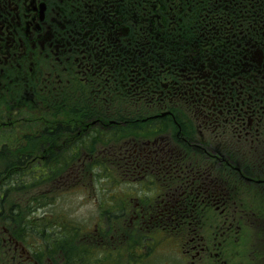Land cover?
Wrapping results in <instances>:
<instances>
[{"label":"flooded vegetation","instance_id":"af4514ba","mask_svg":"<svg viewBox=\"0 0 264 264\" xmlns=\"http://www.w3.org/2000/svg\"><path fill=\"white\" fill-rule=\"evenodd\" d=\"M30 80L66 97L36 147L121 151L173 264H264V0H0V92Z\"/></svg>","mask_w":264,"mask_h":264},{"label":"rangeland","instance_id":"374dc122","mask_svg":"<svg viewBox=\"0 0 264 264\" xmlns=\"http://www.w3.org/2000/svg\"><path fill=\"white\" fill-rule=\"evenodd\" d=\"M29 82L0 92V181L7 175L5 170L16 163L18 150L26 145L25 141L32 140L31 135L40 134L47 125H53L40 124L28 111H22L23 116L18 113V99L24 86L33 84L32 80ZM57 84L51 80V85ZM52 94L56 99L65 100L63 96ZM88 96L84 93L79 103L93 104L94 100ZM13 120L20 123L1 125ZM130 134L122 129L123 140ZM90 139L80 136L65 151L61 150L64 153L46 165L54 171L53 176L37 186L30 183L33 181L31 177H25V180L22 177L19 180L22 186L18 187L14 181L16 176H6V191L0 193V264H24L27 255L35 257V252L39 264H115L117 252L123 253V258L130 261L127 259L116 264H142L145 259L148 260L145 264H173L164 243L165 236L157 230L152 233L156 237L154 240L147 239L144 256L139 257L133 252V248L143 242L141 238L149 234L145 225L140 227V220L131 223V212L136 199L143 207L147 206L151 191L147 186L142 189L141 182L133 181L134 177L121 167L125 160V157L119 160L122 152L117 154L118 159L104 153L102 158L89 160L71 158L75 156L66 153L70 147L98 150V145L87 142ZM111 145L113 142L103 144V151ZM100 169L105 173L101 174ZM42 172L48 173L49 170L44 168ZM31 184L33 186H29ZM114 187L117 188V200L109 198V191ZM107 213L110 217L105 220ZM59 226L66 232L63 240L67 248L63 247V250L57 243ZM137 239L141 240L136 245L133 242ZM120 241L124 244L115 247ZM16 247L24 254L17 253ZM23 247L25 251H22ZM102 257L106 262H100Z\"/></svg>","mask_w":264,"mask_h":264},{"label":"trees","instance_id":"16d2710c","mask_svg":"<svg viewBox=\"0 0 264 264\" xmlns=\"http://www.w3.org/2000/svg\"><path fill=\"white\" fill-rule=\"evenodd\" d=\"M48 131H45V133L47 134ZM51 134V133H49ZM32 163L31 160H27V159H22V160H19L18 163H14L12 166L14 167H22V166H25L27 167L28 164ZM35 166H32V169H34ZM34 177V175H32V178ZM33 181H31L30 183H34V179H32ZM17 182V181H16ZM19 183V182H18ZM6 190H0V193H4ZM1 197H2V194H1ZM66 234V232L64 231H61L58 233V239H57V243H58V248L60 250H63V247L66 249L67 248V245L65 243V241L63 240V236ZM75 264H79V263H75Z\"/></svg>","mask_w":264,"mask_h":264}]
</instances>
